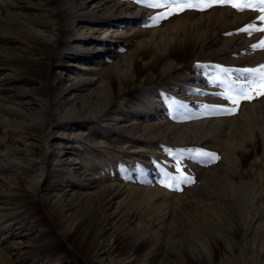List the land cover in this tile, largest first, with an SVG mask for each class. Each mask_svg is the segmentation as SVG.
I'll list each match as a JSON object with an SVG mask.
<instances>
[{"label": "rangeland", "instance_id": "1", "mask_svg": "<svg viewBox=\"0 0 264 264\" xmlns=\"http://www.w3.org/2000/svg\"><path fill=\"white\" fill-rule=\"evenodd\" d=\"M47 1L0 0V87L11 92L13 101L21 95L30 102L32 112L53 98V88L44 92L43 84L25 74L15 76L4 64L27 54L38 27L54 38L51 45L57 49L59 26L48 17L64 10L79 23L53 74L56 82L71 86L69 96L77 93V105L89 106L90 117L56 126L52 116L37 138L34 162L16 175L0 174V195L16 185L29 204L40 213L45 208L52 219L38 224L28 212L21 213L22 201L0 199V264H87L74 250L70 254L72 240L89 250L100 243V264H230L223 243H207L204 204L231 195L264 196V96L242 101L235 114H221L212 106L227 101L217 93L239 74L228 76L216 66L232 70L264 64V47H251L264 39L258 0H238L243 10L214 5L155 23L150 17L165 10L140 0H101L106 3L102 11L90 1ZM249 25L254 28L240 31ZM194 45L198 49L191 57ZM165 55L166 62L158 63ZM87 79L93 82L76 88ZM119 87L124 91L115 107L100 115L97 107ZM250 105L255 109L245 112ZM4 134L0 124V150ZM57 139L61 144H54ZM181 149H203L219 159L212 162L195 151L180 156ZM55 156L61 162L51 169ZM63 169V175L57 172ZM182 176L195 182L179 183ZM108 185L124 191L105 210ZM56 193L60 198L52 197ZM61 206H66L63 211ZM65 229H70L67 241L56 239ZM44 252L60 262L39 259Z\"/></svg>", "mask_w": 264, "mask_h": 264}, {"label": "bare ground", "instance_id": "2", "mask_svg": "<svg viewBox=\"0 0 264 264\" xmlns=\"http://www.w3.org/2000/svg\"><path fill=\"white\" fill-rule=\"evenodd\" d=\"M57 1L58 0H48L46 4L51 5L53 2ZM85 1H90L91 4L97 3L95 6L97 7V11H102L106 4L101 0H81V5H84ZM65 14L66 12L64 10L58 9L48 17L53 18V21L59 26L60 37L58 42L59 47L57 49L53 48L51 45L54 38L45 34L43 28L38 27L34 29V34L38 37H31L28 47L25 48L27 54L15 55L13 61L4 64L15 76L22 77V75L25 74L33 78L32 80H37L38 83L43 84L41 87L44 88V92H50L49 88H53L54 96L52 99L47 100V102H42V109L32 112L29 107L30 104L28 105L30 102L23 99L21 95L17 97L16 101H13L12 96L9 94L11 92L0 87V124L3 126V132L5 133L2 140L4 149L0 150L1 176L11 172L14 173V171L16 175L17 171L23 170L26 165H30L34 162L39 151L37 138L39 134L44 132L50 125L52 116H55L57 119L56 126H59L60 121L65 119L73 120L75 117L86 119L90 117L89 106L84 102L77 105L78 102L74 101L77 93L73 90L69 96L68 91L71 86L56 82L53 74L55 62L59 54L66 48L70 34L79 23L77 17H67ZM213 34H215V32H212L210 36H213ZM197 49L195 45L190 47L191 57L195 55ZM164 62H166V55L161 58L158 63L164 64ZM92 82L93 80L87 79L82 85H77L76 88H80L84 85L87 87ZM41 87H39V89H41ZM123 91V87H119L118 90L112 92L111 97L97 107L98 113L103 115L112 111L114 102L123 95ZM26 105L28 106L26 107ZM253 108L254 106L252 105L246 106L245 112L250 113L249 111ZM34 113L37 115H33ZM61 142V140L57 139L54 144L58 145L61 144ZM51 159L52 169L55 168V164L61 159L59 160L56 156ZM57 172L63 175L67 170H57ZM104 189L105 200L102 206L103 209L106 210L111 200L117 194L119 195L120 192H123L124 188L121 186L116 187L108 185L105 186ZM25 195L26 194H22V192L19 191L16 185H12L8 188L6 193L0 195V199H18L22 201L23 203L20 206L21 210L19 209L21 213L25 211L28 212L34 217L38 224L44 223L46 219L52 220L50 219L51 214H49L45 208L41 207L40 213L38 208L35 209L33 205L25 200ZM57 196L60 198V194L58 193L52 195V197ZM204 205L207 206V209L205 211L206 221L203 224V229L206 233L208 244L211 242L215 245L223 243L225 248L229 250L228 253L231 257L229 259L233 260L230 264H264V196L231 195L216 197L208 199ZM65 207L66 206H61L62 211ZM77 227L79 226L75 223L73 229L75 230ZM69 232L70 229H65V231L56 236V239L67 241L65 236L70 234ZM71 243L70 251L74 250L77 256L87 262V264H95L97 259L99 260L96 264L103 262V257H101L103 256V250L100 252L98 250L100 243H97L93 250H89L87 247L82 248L78 240H72ZM71 253L72 251L70 254ZM38 257L39 259L45 258L48 260L55 258L57 262H60L61 259L59 256L47 254V252L39 253ZM118 263L119 262H114L113 264Z\"/></svg>", "mask_w": 264, "mask_h": 264}, {"label": "snow or ice", "instance_id": "3", "mask_svg": "<svg viewBox=\"0 0 264 264\" xmlns=\"http://www.w3.org/2000/svg\"><path fill=\"white\" fill-rule=\"evenodd\" d=\"M141 3H145L148 7L153 9H164L165 11L159 12L157 15L150 17L155 23L160 19H167L169 16L174 14H179L188 9L204 11L208 7L214 5L224 6L230 5L237 10H243L241 8V3L238 0H140ZM259 11L264 12V0H258ZM202 5V6H201ZM244 7H255L254 5L244 4ZM264 20V17H260ZM250 28H254V25H249L245 28L240 29L242 32H248ZM259 31L264 32V27H261ZM253 49L258 47H264V39L261 43L251 45ZM218 71L221 73H226L231 76L233 72L238 73L236 80L232 81V84L224 93H217L222 99L227 101L226 105H214L218 112L224 115H232L237 111L240 103L244 100L251 101L252 99L264 96V64L260 65L259 68H243V69H227L222 66H216ZM242 81V82H240ZM171 151V150H170ZM179 155L183 156L185 152L191 153L195 151L196 155L204 157L207 160L214 162L218 160L219 157L216 153L208 152L206 150H178ZM179 159V157H178ZM181 169L177 167V172ZM175 180V178H172ZM188 176H182L179 183H194ZM163 186L168 187L170 190H182L175 186V183H165Z\"/></svg>", "mask_w": 264, "mask_h": 264}]
</instances>
